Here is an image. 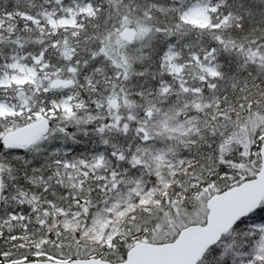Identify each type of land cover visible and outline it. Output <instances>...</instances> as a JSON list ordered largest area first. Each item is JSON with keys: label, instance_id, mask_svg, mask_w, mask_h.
<instances>
[{"label": "snow or ice", "instance_id": "6c2138e0", "mask_svg": "<svg viewBox=\"0 0 264 264\" xmlns=\"http://www.w3.org/2000/svg\"><path fill=\"white\" fill-rule=\"evenodd\" d=\"M0 264H264V0H0Z\"/></svg>", "mask_w": 264, "mask_h": 264}]
</instances>
